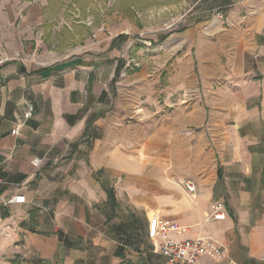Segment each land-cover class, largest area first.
Here are the masks:
<instances>
[{"label":"crops","instance_id":"crops-1","mask_svg":"<svg viewBox=\"0 0 264 264\" xmlns=\"http://www.w3.org/2000/svg\"><path fill=\"white\" fill-rule=\"evenodd\" d=\"M198 5L188 32L204 93L184 76L113 83L131 63L118 36L105 55L0 63V198L26 197L0 203V264H165L145 248L154 216L188 228L175 240L212 238L227 261L264 264V0ZM167 40L144 43L174 57Z\"/></svg>","mask_w":264,"mask_h":264},{"label":"rangeland","instance_id":"rangeland-1","mask_svg":"<svg viewBox=\"0 0 264 264\" xmlns=\"http://www.w3.org/2000/svg\"><path fill=\"white\" fill-rule=\"evenodd\" d=\"M211 2L214 5L218 0ZM203 8H195L193 0H0V63L14 58L33 65L51 64L98 46L105 55L109 40L123 35L129 39L122 45V54H126V63H131L117 71L118 79L184 76L189 85L195 83L196 92L204 93V69L194 63L195 49L192 51L188 32L198 24L192 14ZM170 34L165 49L180 51L169 58L154 43ZM178 57L190 66L163 67ZM144 243L147 250L152 249L150 242Z\"/></svg>","mask_w":264,"mask_h":264},{"label":"built area","instance_id":"built-area-1","mask_svg":"<svg viewBox=\"0 0 264 264\" xmlns=\"http://www.w3.org/2000/svg\"><path fill=\"white\" fill-rule=\"evenodd\" d=\"M34 116V107L28 106L24 114L25 120H30ZM14 135L19 134V130L13 131ZM36 166H40L41 160H34ZM185 189L188 193L194 195L196 188L192 183H185ZM3 205H25L26 197L24 195L15 196L9 200L0 198ZM224 204L217 202L212 207L210 219L221 221L225 219ZM188 228L170 224L154 216L149 220L148 238L152 243V251L165 259V264H204L205 260L213 264H236L233 261H227L225 248L212 238H195L175 240L171 234L184 236Z\"/></svg>","mask_w":264,"mask_h":264},{"label":"trees","instance_id":"trees-1","mask_svg":"<svg viewBox=\"0 0 264 264\" xmlns=\"http://www.w3.org/2000/svg\"><path fill=\"white\" fill-rule=\"evenodd\" d=\"M168 37L169 36H164V37H162L157 43L159 44V43H163V42H165L167 39H168ZM128 37L127 36H119L114 42H113V44L114 43H125V42H127L128 41ZM120 64L121 63H119V65H118V69H117V71L121 68V66H120ZM117 79H118V76L116 75V77L114 78V82L113 83H115L116 81H117Z\"/></svg>","mask_w":264,"mask_h":264}]
</instances>
